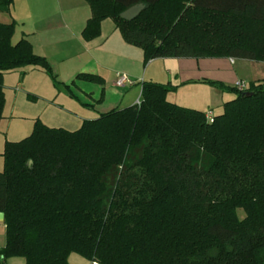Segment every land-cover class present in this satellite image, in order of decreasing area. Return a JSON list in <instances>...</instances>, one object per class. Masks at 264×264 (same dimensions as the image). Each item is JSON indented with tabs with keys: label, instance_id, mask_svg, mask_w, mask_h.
Segmentation results:
<instances>
[{
	"label": "trees",
	"instance_id": "16d2710c",
	"mask_svg": "<svg viewBox=\"0 0 264 264\" xmlns=\"http://www.w3.org/2000/svg\"><path fill=\"white\" fill-rule=\"evenodd\" d=\"M12 1L0 0V11ZM86 2L83 38L97 37L111 18L124 41L142 49L144 64L165 57L264 61V0ZM140 2L137 16L120 17ZM14 29V21L0 22V121L6 71L38 66L76 99L77 81L104 83L84 72L58 80L26 38L12 42ZM192 82L235 96L209 121L206 111L167 99L176 85L143 80L139 104L102 112L75 130L36 119L28 136L6 140L2 258L70 264L76 253L97 264H264V79L243 91Z\"/></svg>",
	"mask_w": 264,
	"mask_h": 264
},
{
	"label": "crops",
	"instance_id": "0c3cea01",
	"mask_svg": "<svg viewBox=\"0 0 264 264\" xmlns=\"http://www.w3.org/2000/svg\"><path fill=\"white\" fill-rule=\"evenodd\" d=\"M90 15L91 10L86 0H13L8 12L0 11V22L14 21L15 29L12 39L15 36L16 42L20 38H26L31 43L33 51L44 56L51 64L60 81L69 83L78 73L82 72L99 74L104 83L98 85L102 86V91L104 85H109V90L113 88V96L116 95L117 89L135 85L134 80L140 79L139 75L142 69L145 73V76L141 78L142 81L147 78L159 83L177 86L175 91L168 92L167 99L169 101L186 107L211 111L216 115L221 113L224 94L229 92L206 83L192 81L211 79L227 85H234L236 80L248 82L264 77V74L260 77L253 75V73L261 72L258 66L264 64V61L240 58H234L232 62L230 57H165L154 58L144 64L142 49L126 43L111 18L102 20L100 34L97 37L85 40L82 36V30ZM135 47L139 51L134 49ZM116 66H121L119 69L121 72L119 70L113 72ZM26 67H30L32 72L42 70L38 66H25L6 71L3 75L18 70L21 83H23L27 73L24 69ZM42 72L44 71L42 70ZM117 72L133 78V83L131 85H118ZM80 81H77L76 86H72L79 101L78 105H74V107L81 116L78 121L74 122L79 125L87 119L86 116L89 115L91 116L90 119H93L102 113L95 110L93 103L83 99L77 93L76 90L79 89ZM138 86L141 89L140 82ZM85 94L88 95V93ZM114 98L108 106L106 105L105 109L116 108L121 105L123 97L117 99L116 95ZM102 100L101 97L98 99L99 102ZM81 102L87 105H83ZM133 104L134 101L131 105ZM203 106L204 108H201ZM216 109L220 111L215 112ZM106 111L108 110L104 112ZM71 113L75 114L72 111ZM65 121L71 123L69 119H65ZM4 143L5 139L0 142V156ZM4 244L5 224L0 219V249ZM20 260L17 257L3 259L0 255V264H24V259L23 261ZM68 261L70 264L80 263L77 259H75L76 262H71L69 257ZM87 261L91 264H97L94 261Z\"/></svg>",
	"mask_w": 264,
	"mask_h": 264
},
{
	"label": "rangeland",
	"instance_id": "374dc122",
	"mask_svg": "<svg viewBox=\"0 0 264 264\" xmlns=\"http://www.w3.org/2000/svg\"><path fill=\"white\" fill-rule=\"evenodd\" d=\"M12 42H15V36L12 39ZM134 49L139 51L136 47ZM258 67L262 74H260L261 72H257L253 73V75L256 77H260V75L263 76L264 64H260ZM115 68L116 69L113 72L119 70L121 66H116ZM24 69H26L27 73L23 83H21V76L18 70L16 72H8L3 75L5 102L3 108L4 118L0 121V142H3L4 139L5 141H18L28 136L32 131L33 123L36 119H39L51 127H62L67 130H75L79 128L80 125L74 122L78 121L79 117H81L78 110L74 107V105H78V99L70 96L61 86L57 89L51 78L42 72V70H35L32 72L30 67H26ZM139 76L140 79L137 81L134 80L136 83L135 85L122 87L121 89L116 90L117 99L123 97L121 105L116 108H123L129 104L131 105L133 101L135 103L136 99L140 97V89L138 85L139 82L142 81L141 78L145 76L142 69ZM129 79L133 81V78L129 77ZM145 80L148 79L146 78ZM18 82L20 83L18 84ZM79 83V89L76 88L77 93L83 99L93 103L95 110L104 112L105 110L112 108L109 107V109H105L106 105L108 106L109 102L115 99L114 97L116 95H112L113 88L112 90H109V85H104V89L102 91V86L98 84L85 80H82ZM27 93L35 95V99H27ZM85 93H88V95ZM234 96L235 93L229 92L224 94L223 100H230ZM100 97L103 100L99 102L98 99H100ZM204 106L201 108H204ZM71 111L75 112V114L71 113ZM219 111V109L215 110V112ZM86 118L90 119L91 116L88 115ZM65 119H69L71 123H67ZM2 169L3 157L1 155L0 170ZM242 215L243 214L240 211V216ZM17 259H21L20 261H23V258L17 257ZM69 259L71 262H74L75 259H77L80 262L79 264H91L85 258L76 253H71L69 255Z\"/></svg>",
	"mask_w": 264,
	"mask_h": 264
},
{
	"label": "built area",
	"instance_id": "2783aa9c",
	"mask_svg": "<svg viewBox=\"0 0 264 264\" xmlns=\"http://www.w3.org/2000/svg\"><path fill=\"white\" fill-rule=\"evenodd\" d=\"M230 60L233 62L234 58H230ZM117 76V84L118 85H131L133 82L132 80H130L125 74H120V73H116ZM234 86L240 90L243 91L247 88V82L243 81V80H236L234 82ZM140 100L139 97L136 99L134 104H139ZM205 117L207 120L212 121L213 119V114L211 111H206L205 113Z\"/></svg>",
	"mask_w": 264,
	"mask_h": 264
},
{
	"label": "water",
	"instance_id": "95a60500",
	"mask_svg": "<svg viewBox=\"0 0 264 264\" xmlns=\"http://www.w3.org/2000/svg\"><path fill=\"white\" fill-rule=\"evenodd\" d=\"M143 8H144L143 3H141V2L136 3L134 5L127 7L126 9H124L120 13V17L123 19H126V20H130V19L134 18L135 16H137ZM3 218H4V213L0 212V219L3 220Z\"/></svg>",
	"mask_w": 264,
	"mask_h": 264
}]
</instances>
